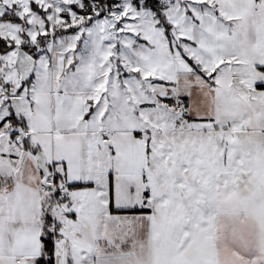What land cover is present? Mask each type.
Segmentation results:
<instances>
[{"label":"snow or ice","instance_id":"obj_1","mask_svg":"<svg viewBox=\"0 0 264 264\" xmlns=\"http://www.w3.org/2000/svg\"><path fill=\"white\" fill-rule=\"evenodd\" d=\"M0 264H264V0H0Z\"/></svg>","mask_w":264,"mask_h":264}]
</instances>
